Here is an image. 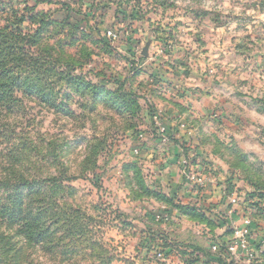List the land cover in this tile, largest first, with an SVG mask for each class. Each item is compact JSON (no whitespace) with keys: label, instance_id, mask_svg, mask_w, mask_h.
I'll list each match as a JSON object with an SVG mask.
<instances>
[{"label":"rangeland","instance_id":"obj_1","mask_svg":"<svg viewBox=\"0 0 264 264\" xmlns=\"http://www.w3.org/2000/svg\"><path fill=\"white\" fill-rule=\"evenodd\" d=\"M34 5L60 25L55 39L66 42L69 26L89 36L76 74L112 95L63 91L57 111L24 101L10 123L42 155L55 147L42 172L68 169L69 201L100 227L111 264L215 256L217 238L231 230L232 241L245 220L249 249L264 244L258 202L245 201L264 194V0H0V11ZM194 255L195 264L264 263L242 250L220 263Z\"/></svg>","mask_w":264,"mask_h":264},{"label":"trees","instance_id":"obj_2","mask_svg":"<svg viewBox=\"0 0 264 264\" xmlns=\"http://www.w3.org/2000/svg\"><path fill=\"white\" fill-rule=\"evenodd\" d=\"M0 14V264H111L116 255L98 236L100 227L69 201L75 193L69 185L74 177L68 169L53 163L46 169L48 173L42 172L40 162L44 158L55 159V147L51 143L50 148L42 147V155L38 144L23 137L16 123H10L22 117L24 101L57 111L64 110L59 99L64 96L67 102L70 98L63 91L112 95L76 74L90 57L83 43L89 36L79 27L69 26L66 42L55 39L60 25L48 14L36 11V5ZM74 47L78 49L75 54L67 52ZM119 100L133 110L138 108L130 99ZM84 170L86 167H81ZM254 199L258 202L255 211L264 216L260 208L264 194L249 193L245 201ZM180 211L197 209L182 206ZM232 232L227 230L217 238L215 256L194 249L186 260L195 264L200 259L194 254L200 253L209 258L217 256L220 263V256L228 252ZM255 249L264 261V244Z\"/></svg>","mask_w":264,"mask_h":264},{"label":"built area","instance_id":"obj_3","mask_svg":"<svg viewBox=\"0 0 264 264\" xmlns=\"http://www.w3.org/2000/svg\"><path fill=\"white\" fill-rule=\"evenodd\" d=\"M164 129H160V135L163 136ZM185 169V168H184ZM185 174V171H184ZM244 229L241 232H236V236L234 237V241L230 242L228 247L229 252H235L237 250H242L246 253L249 260L257 259L260 251L250 250L248 246L247 236L250 229L251 222L249 220L244 221ZM216 246L213 247V250H216Z\"/></svg>","mask_w":264,"mask_h":264}]
</instances>
